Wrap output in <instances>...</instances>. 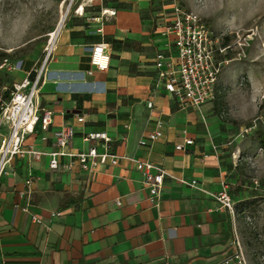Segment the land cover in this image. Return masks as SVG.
Segmentation results:
<instances>
[{"label": "crops", "instance_id": "obj_1", "mask_svg": "<svg viewBox=\"0 0 264 264\" xmlns=\"http://www.w3.org/2000/svg\"><path fill=\"white\" fill-rule=\"evenodd\" d=\"M90 1L67 18L46 63L41 82L46 99L39 101L53 111L45 133L49 140L30 136L28 143L48 152L52 132L72 124L76 134L68 150H87L92 143L84 141V134L105 130L114 153L152 162L167 175L151 201L141 172L125 158L99 165L92 175L77 165L51 170L48 155L14 158L0 178V264H223L236 238L242 245L240 223L235 209L232 214L212 194L222 182L235 185L238 173L212 139L216 126L213 132L208 127V105L180 108L160 88L153 111L147 107L156 75L154 55L171 44L161 30L172 13L169 22L155 28L147 0ZM112 9L113 16L105 14ZM101 41L110 55L103 71L90 65L92 45ZM170 54L175 59L173 46ZM13 75L12 83L20 81L24 69ZM157 120L163 121L161 138L140 145ZM187 138L193 143L177 150ZM28 175L31 193L22 198L19 191ZM192 180L196 186L189 185ZM228 192L234 207L238 200ZM25 204L30 212L22 210ZM31 213L41 222L32 221Z\"/></svg>", "mask_w": 264, "mask_h": 264}, {"label": "built area", "instance_id": "obj_2", "mask_svg": "<svg viewBox=\"0 0 264 264\" xmlns=\"http://www.w3.org/2000/svg\"><path fill=\"white\" fill-rule=\"evenodd\" d=\"M172 20L161 30L162 36H170L171 44L159 49L153 58L156 69L152 99L147 102V107L153 111V98L160 88L168 93L177 105L183 109L200 110V108L214 100L215 88L222 67L229 59L223 58L231 45H222L219 35L204 21H194L188 14V10L180 4H174L172 8ZM105 14L113 16L115 10H105ZM237 56L245 55L247 38H242L238 32L235 34ZM170 46L176 51L173 59L170 54ZM48 48V47H47ZM52 48V47H51ZM47 50L46 59L42 63L38 61H10L4 57L1 68L14 71L17 68L24 69L25 76L11 85L0 86V178L6 173V167L14 159H25L28 155L31 159L39 160L48 155V165L51 170L70 171L75 165L80 170L92 175L99 165L117 164L120 158H125L135 164L143 176V183L148 186L151 201L157 197L164 183L166 171L159 165L149 161H142L132 157L120 156L112 151V138L105 130H92L84 134V141L92 143L87 150H68L71 140L76 134L72 124H65L55 129L51 135L52 149L44 152L32 143H26L27 137L33 136L40 141H47L45 134L49 130L53 111L42 107L39 101V89L44 76L47 60L51 53ZM110 55L104 42L92 45L90 65L96 70H106L109 66ZM18 62V64H17ZM92 69L86 74L90 75ZM78 122H83L84 117L78 115ZM162 120L156 121L154 130L138 140L140 145L152 143L162 136ZM192 138L184 140V144L175 146L182 150L185 145H191ZM102 148V151L98 150ZM68 157L66 162H60V158ZM33 177L28 175L24 180V189L19 191L20 197L29 196ZM196 180L189 185L196 186ZM215 200L232 214L234 212L233 201L228 192V183L222 182L221 189L212 194ZM24 212H30L29 205L22 207ZM59 213H52L57 216ZM31 219L40 223L41 219L31 213ZM223 264H249L240 241L234 240V250L224 260Z\"/></svg>", "mask_w": 264, "mask_h": 264}, {"label": "rangeland", "instance_id": "obj_3", "mask_svg": "<svg viewBox=\"0 0 264 264\" xmlns=\"http://www.w3.org/2000/svg\"><path fill=\"white\" fill-rule=\"evenodd\" d=\"M90 2L0 0V86L9 85L14 79L12 70L1 68L4 57L13 62L24 60L42 63L47 56L51 33L56 30L62 13L68 10L61 28L79 5ZM147 3L153 13L155 28L169 22L174 4L178 3L187 9L185 0H147ZM92 7L93 5H89V8ZM204 21L222 38V45H231L226 54H223V58L229 61L222 67L218 77L215 98L204 104L209 108L206 120L210 131H214L213 125L216 126V136L212 134V139L223 161L228 166L235 165L238 173V182L235 185L228 184V190L238 200L234 209L239 217L238 236L245 254L250 264H264V179L258 185L253 183L245 171L244 163L245 157L254 155L262 148L260 139H264V103L253 104L250 100L254 92L264 87V56L259 60L255 59L259 51H264V15L257 16L231 32L222 31L214 21ZM236 32L248 40L245 55L241 57L236 54ZM153 35L160 36V33ZM231 88L235 89L236 99L233 103L237 109L248 107L247 119L235 120L227 115L228 99L231 98L228 93ZM40 89L39 99H46L47 87L42 90L41 86ZM185 127L187 131H193L191 125ZM29 138L27 137L26 143Z\"/></svg>", "mask_w": 264, "mask_h": 264}, {"label": "clouds", "instance_id": "obj_4", "mask_svg": "<svg viewBox=\"0 0 264 264\" xmlns=\"http://www.w3.org/2000/svg\"><path fill=\"white\" fill-rule=\"evenodd\" d=\"M188 14L194 21L211 20L225 32L235 31L259 15H264V0H185ZM264 56L259 51L255 59ZM251 80V76L249 77ZM228 112L231 119H247L248 107L238 110L233 101L236 99L235 89L228 93ZM247 98V97H246ZM227 99V97H226ZM250 100L253 104L264 103V87L254 92ZM245 171L253 183L259 184L264 179V148H259L254 155L244 158Z\"/></svg>", "mask_w": 264, "mask_h": 264}, {"label": "bare ground", "instance_id": "obj_5", "mask_svg": "<svg viewBox=\"0 0 264 264\" xmlns=\"http://www.w3.org/2000/svg\"><path fill=\"white\" fill-rule=\"evenodd\" d=\"M79 10H82V6L79 8ZM67 13H68V10L65 13H62L60 21H59V24H58L56 30L51 33V38L49 40V46H48L47 50H49L53 46L55 38H56V36H57V34H58V32H59L64 20H65V17H66Z\"/></svg>", "mask_w": 264, "mask_h": 264}, {"label": "trees", "instance_id": "obj_6", "mask_svg": "<svg viewBox=\"0 0 264 264\" xmlns=\"http://www.w3.org/2000/svg\"><path fill=\"white\" fill-rule=\"evenodd\" d=\"M260 145L262 148H264V139H262V138L260 139Z\"/></svg>", "mask_w": 264, "mask_h": 264}]
</instances>
